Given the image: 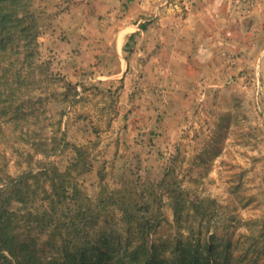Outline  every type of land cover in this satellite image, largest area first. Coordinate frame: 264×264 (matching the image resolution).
Masks as SVG:
<instances>
[{
	"label": "rangeland",
	"instance_id": "rangeland-1",
	"mask_svg": "<svg viewBox=\"0 0 264 264\" xmlns=\"http://www.w3.org/2000/svg\"><path fill=\"white\" fill-rule=\"evenodd\" d=\"M214 1L0 0V199L38 263L264 264V0Z\"/></svg>",
	"mask_w": 264,
	"mask_h": 264
},
{
	"label": "trees",
	"instance_id": "trees-1",
	"mask_svg": "<svg viewBox=\"0 0 264 264\" xmlns=\"http://www.w3.org/2000/svg\"><path fill=\"white\" fill-rule=\"evenodd\" d=\"M16 1L17 0H12V3H15ZM9 16L10 13H2L0 18V24L5 25V23L10 18ZM1 36L6 39L9 38V35H0V38ZM5 109L6 108H4L3 112H5ZM2 116L3 115L1 114L0 117ZM6 210L7 209L5 208V206H3L2 201L0 199V264H5L7 262H9V264H40L37 262L34 253L32 251H29V246L22 244L17 238V236L13 235L8 230L10 228L9 226L12 225L10 218H12L13 215H9L7 212H5ZM7 214L9 216H7ZM126 217L130 219L131 214L129 212H126ZM183 251L184 252L180 251L181 254L187 255V252L184 249ZM8 257H10V261ZM198 261V259L190 258L186 261V264H199ZM46 264H52V262H47Z\"/></svg>",
	"mask_w": 264,
	"mask_h": 264
},
{
	"label": "crops",
	"instance_id": "crops-1",
	"mask_svg": "<svg viewBox=\"0 0 264 264\" xmlns=\"http://www.w3.org/2000/svg\"><path fill=\"white\" fill-rule=\"evenodd\" d=\"M227 1L228 0H215L214 5H208L210 7V9H212V11H213L212 14H215L216 13L215 10L218 11V9L220 7H225V6L227 7L229 5V4H227L228 3ZM227 9H229V8H227Z\"/></svg>",
	"mask_w": 264,
	"mask_h": 264
}]
</instances>
